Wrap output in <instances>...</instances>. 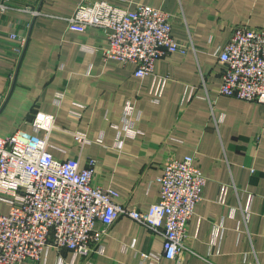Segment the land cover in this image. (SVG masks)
I'll list each match as a JSON object with an SVG mask.
<instances>
[{
	"label": "crops",
	"instance_id": "crops-1",
	"mask_svg": "<svg viewBox=\"0 0 264 264\" xmlns=\"http://www.w3.org/2000/svg\"><path fill=\"white\" fill-rule=\"evenodd\" d=\"M13 1L30 11L0 12V136L31 132L37 110L54 115L53 156L76 158L80 168L94 158L93 182L143 210L160 198L165 159L193 155L205 183L183 264H264V104L220 94L224 66L215 55L234 26L264 27V0H105L168 12L173 39L193 46L159 58L142 78L132 64L103 57L102 30L67 31L80 0ZM11 32L26 37L20 52ZM73 132L88 141L78 143ZM8 209L0 201V212ZM162 244L122 215L88 257L49 248L21 264H175L161 256Z\"/></svg>",
	"mask_w": 264,
	"mask_h": 264
},
{
	"label": "built area",
	"instance_id": "built-area-1",
	"mask_svg": "<svg viewBox=\"0 0 264 264\" xmlns=\"http://www.w3.org/2000/svg\"><path fill=\"white\" fill-rule=\"evenodd\" d=\"M10 9L30 11L27 5L0 0V12ZM67 20L71 33L90 27L105 32L103 57L132 64L138 78L151 74L159 58L193 50L173 39L171 14L148 5L128 10L105 0H80ZM8 37L19 41L20 52L26 37L15 32ZM215 55L224 66L219 93L264 104V27L234 26ZM3 101L1 96L0 108ZM29 124L31 132L17 129L0 136V201L9 205L6 213L0 212V264L36 262L49 248L88 257L99 251L101 237L122 215L161 235V256L183 264L191 252L185 244L187 225L205 183L195 156L165 159L157 177L160 198L143 210L117 202L116 190L93 182L94 158L80 168L76 158L53 156L54 115L37 110ZM73 136L80 144L88 141L82 133ZM140 257L149 255L140 252Z\"/></svg>",
	"mask_w": 264,
	"mask_h": 264
}]
</instances>
